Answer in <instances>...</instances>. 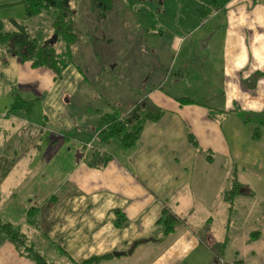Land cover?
<instances>
[{"label": "crops", "instance_id": "0c3cea01", "mask_svg": "<svg viewBox=\"0 0 264 264\" xmlns=\"http://www.w3.org/2000/svg\"><path fill=\"white\" fill-rule=\"evenodd\" d=\"M213 1L204 22L221 14L223 29L210 42L175 34L167 44L125 46L143 62L126 67L123 94L134 96L124 106L94 87L118 63L106 59L112 47L77 52L60 75L16 57L0 64V218L52 264L107 253L86 264H221L213 247L223 238L222 261L264 264V0ZM16 94L33 100L30 112L11 108ZM145 99L163 113L132 147L101 139L102 114ZM10 117L19 124H5ZM51 137L58 146L49 157L30 156ZM95 147L111 154L102 166L88 164ZM233 170L251 193L229 210L222 190ZM164 206L185 219L168 233L157 222ZM0 264L35 263L0 229Z\"/></svg>", "mask_w": 264, "mask_h": 264}, {"label": "trees", "instance_id": "16d2710c", "mask_svg": "<svg viewBox=\"0 0 264 264\" xmlns=\"http://www.w3.org/2000/svg\"><path fill=\"white\" fill-rule=\"evenodd\" d=\"M73 0H22L24 5V18L41 16L46 12L51 19V32L43 34L41 26H36L34 32L29 29L26 22L15 24L12 29L5 28V22L0 20V64L6 63L10 57H16L19 61L30 60L33 66H44L52 69L57 75L69 64L75 61L76 53H82L85 48L93 47L89 37L91 31L88 19L92 18L91 25L97 26L99 19H107V15L114 7V0H74L77 5L72 6ZM86 5L82 6L83 4ZM78 11L80 14H76ZM199 8L206 9L205 5ZM88 9V11H87ZM205 11V12H206ZM47 16V17H48ZM87 28V29H86ZM95 29V28H94ZM90 32V33H89ZM97 32L93 33V36ZM88 35V36H87ZM95 37V36H94ZM62 44V48L59 47ZM94 47H96L94 45ZM79 50V51H78ZM81 68V67H80ZM17 96L11 104V108H19L30 112L33 100ZM177 99L181 103L198 102L191 96H180ZM163 109L150 102L148 99L132 103L130 108L124 112L114 110L100 116L99 127L102 140L116 138L124 148L132 147L139 138L144 124L149 120L160 118ZM255 135L256 131H255ZM192 138V136H191ZM88 164L91 166H102L111 157L107 150L92 148L88 154ZM228 185L222 190V197L227 202L229 210L234 209V197L240 193H248L247 185L240 182L233 170L227 177ZM157 222L162 225L164 233L172 231L185 219L164 206ZM121 224L120 220L117 221ZM0 229L15 244L20 253L29 257L35 264H52L33 243L27 240L25 233L18 225L0 218ZM257 232L251 233L254 238ZM226 245V238L213 247L215 260L221 264H244L243 260L236 258L231 262L222 261L221 257ZM111 253L91 256L77 264H86L97 261Z\"/></svg>", "mask_w": 264, "mask_h": 264}, {"label": "rangeland", "instance_id": "374dc122", "mask_svg": "<svg viewBox=\"0 0 264 264\" xmlns=\"http://www.w3.org/2000/svg\"><path fill=\"white\" fill-rule=\"evenodd\" d=\"M114 1L115 4L112 9V14L108 16L107 19H99L96 27L95 25H91L92 18L88 19L87 26L90 25L91 27L90 29H86L87 31H91L93 28L91 31L92 36L89 37L93 46L114 48L109 54L110 58L106 59L112 62L115 60L118 63L116 67H114V65L113 68L106 70L109 76H107L108 80L100 79L98 78L99 76H92L91 78L95 79L97 77V83L94 87L96 86V89L101 95L107 96L108 100H113L112 104L115 107L117 104L124 106L131 102L130 99L134 96L123 94L130 89V87L126 85V72L129 71L126 68L127 65L139 61L143 62V58H141L139 54L137 55L134 51L131 53L128 52L125 50V46L140 45L143 43V46H146V44L153 42L156 38L162 39L164 44H167L171 42L175 34L183 37L189 35V38L185 39V41L199 45L203 44L201 38H204V43H208L210 39L213 40L216 35L220 36L223 29L220 21H218L221 14L204 22L205 16L215 9L213 8V0ZM218 1L224 2L225 0ZM78 2H74L73 0L72 6L77 5ZM86 4L87 3L82 6ZM201 5L210 6V10H205V12L202 8H199ZM76 14H80L78 7ZM47 16L48 14L44 12L41 16H33L25 19L24 8L21 2L9 3L8 0H0V20L5 22V28L7 29L14 28L16 26L15 24L20 22H26L29 29L33 32L36 26L39 25L43 27V34L47 36L51 32V19ZM94 30L97 32V35L94 34L95 37L93 36ZM146 30H148V33ZM159 31H161L162 34H158ZM189 32L190 34H188ZM61 46L62 44H59V47ZM143 46L142 48H144ZM148 60H150V58H148ZM96 61H98V59ZM187 79L190 80V77ZM171 86V81L167 80L165 87L174 91L175 89ZM115 95L121 97L123 100L117 99V97L114 98ZM39 105V103L35 104L34 111L27 118L34 121L42 119V109ZM116 110L120 111L118 107ZM5 121L7 122L5 124H9V126L12 124V126H17L19 124L17 120H12L11 117L9 120L6 119ZM12 121L14 123H11ZM56 140H54V137H51V141L45 138L41 139L39 145H36L30 150V156L49 157L51 155L50 153L58 146Z\"/></svg>", "mask_w": 264, "mask_h": 264}, {"label": "water", "instance_id": "95a60500", "mask_svg": "<svg viewBox=\"0 0 264 264\" xmlns=\"http://www.w3.org/2000/svg\"><path fill=\"white\" fill-rule=\"evenodd\" d=\"M133 245H134V243L131 245V247H130V249H129V251L133 248Z\"/></svg>", "mask_w": 264, "mask_h": 264}]
</instances>
